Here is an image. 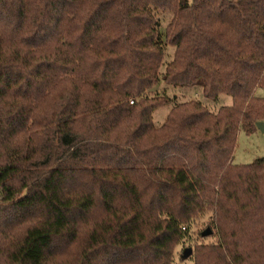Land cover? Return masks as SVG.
Masks as SVG:
<instances>
[{
    "label": "trees",
    "instance_id": "1",
    "mask_svg": "<svg viewBox=\"0 0 264 264\" xmlns=\"http://www.w3.org/2000/svg\"><path fill=\"white\" fill-rule=\"evenodd\" d=\"M259 89L264 0H0V264H175L203 219L187 259L264 264V158L233 163Z\"/></svg>",
    "mask_w": 264,
    "mask_h": 264
},
{
    "label": "rangeland",
    "instance_id": "2",
    "mask_svg": "<svg viewBox=\"0 0 264 264\" xmlns=\"http://www.w3.org/2000/svg\"><path fill=\"white\" fill-rule=\"evenodd\" d=\"M188 1L190 3L193 2V0ZM156 16L160 22L161 38L163 41H165L167 26L172 21L174 15L170 12L157 13ZM174 51V47L167 45L163 65L160 69L161 75L164 73L166 65L172 60ZM152 93H166L169 97L173 98L177 102L197 100L213 110H217L221 106L231 104V99L227 96H221L217 101H210L206 99L203 95L202 89L196 86L173 87L167 86L165 83L161 82L154 88V91ZM257 94L260 97H264V89H259ZM172 107L173 105L171 104L155 110V112L153 113V122L156 126H161L165 122ZM261 158H264V133L261 132L258 128L250 134L241 130L238 134L237 145L233 156V163L240 166L249 165ZM207 229L209 228L208 225H206L205 219L199 221L192 227L191 239L186 241L182 247H178L175 250V264H195V259H193V257L187 259V256L183 255L184 251L189 252L190 249H193L195 253V249L200 245H211L216 243L217 239L215 237H208L205 239L201 237L202 233ZM182 257H185L186 260H182Z\"/></svg>",
    "mask_w": 264,
    "mask_h": 264
},
{
    "label": "water",
    "instance_id": "3",
    "mask_svg": "<svg viewBox=\"0 0 264 264\" xmlns=\"http://www.w3.org/2000/svg\"><path fill=\"white\" fill-rule=\"evenodd\" d=\"M256 127L261 131V132H263L264 133V123L263 122H258L257 124H256ZM212 235V231L210 230V229H207L206 231H204L203 233H202V237H209V236H211ZM188 253V255L189 254H191V252L189 251V252H187Z\"/></svg>",
    "mask_w": 264,
    "mask_h": 264
}]
</instances>
